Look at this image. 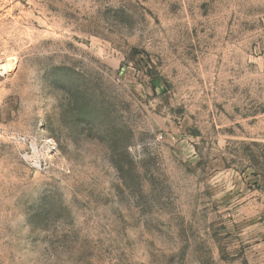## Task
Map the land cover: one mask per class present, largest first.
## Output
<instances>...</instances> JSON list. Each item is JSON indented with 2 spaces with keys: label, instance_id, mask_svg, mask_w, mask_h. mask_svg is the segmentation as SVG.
I'll return each mask as SVG.
<instances>
[{
  "label": "rangeland",
  "instance_id": "374dc122",
  "mask_svg": "<svg viewBox=\"0 0 264 264\" xmlns=\"http://www.w3.org/2000/svg\"><path fill=\"white\" fill-rule=\"evenodd\" d=\"M0 264H264V0H0Z\"/></svg>",
  "mask_w": 264,
  "mask_h": 264
},
{
  "label": "trees",
  "instance_id": "16d2710c",
  "mask_svg": "<svg viewBox=\"0 0 264 264\" xmlns=\"http://www.w3.org/2000/svg\"><path fill=\"white\" fill-rule=\"evenodd\" d=\"M84 102H85V100H82V101H81V105H82V107H84V110H86L87 112L90 113V114L88 113L89 115H92V112H93V111H90L89 108L85 105ZM77 105H78V102H77ZM78 106H79V105H78Z\"/></svg>",
  "mask_w": 264,
  "mask_h": 264
}]
</instances>
